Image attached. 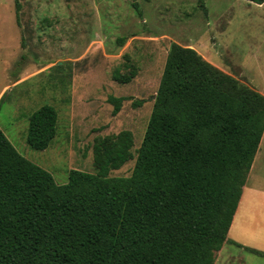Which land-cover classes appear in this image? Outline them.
I'll return each instance as SVG.
<instances>
[{
    "label": "trees",
    "instance_id": "trees-1",
    "mask_svg": "<svg viewBox=\"0 0 264 264\" xmlns=\"http://www.w3.org/2000/svg\"><path fill=\"white\" fill-rule=\"evenodd\" d=\"M168 48L140 146L132 152L127 131L98 141L95 173L70 170L59 185L0 129V264H214L223 244L241 247L227 233L264 132V96L195 50ZM107 100L116 115L125 98ZM57 121L51 105L32 112L27 146L45 150ZM132 160L130 176L109 175Z\"/></svg>",
    "mask_w": 264,
    "mask_h": 264
},
{
    "label": "rangeland",
    "instance_id": "rangeland-1",
    "mask_svg": "<svg viewBox=\"0 0 264 264\" xmlns=\"http://www.w3.org/2000/svg\"><path fill=\"white\" fill-rule=\"evenodd\" d=\"M172 43L264 96V3L0 0V129L59 185L70 170L95 173L98 141L127 131L132 152L140 146ZM115 74L129 82H116ZM109 97L125 98L116 115ZM44 104L57 111V130L45 150L35 151L25 142L27 119ZM253 158L242 192L264 191V132ZM133 165L109 175L128 177ZM214 264H264V258L225 245Z\"/></svg>",
    "mask_w": 264,
    "mask_h": 264
},
{
    "label": "crops",
    "instance_id": "crops-1",
    "mask_svg": "<svg viewBox=\"0 0 264 264\" xmlns=\"http://www.w3.org/2000/svg\"><path fill=\"white\" fill-rule=\"evenodd\" d=\"M227 240L241 246L238 248L243 251L250 248L264 254V191L254 189L242 192ZM225 245L230 244H223L217 253H222Z\"/></svg>",
    "mask_w": 264,
    "mask_h": 264
}]
</instances>
